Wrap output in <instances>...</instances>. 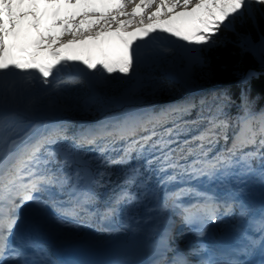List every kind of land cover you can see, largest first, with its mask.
Listing matches in <instances>:
<instances>
[{
	"label": "snow or ice",
	"instance_id": "obj_1",
	"mask_svg": "<svg viewBox=\"0 0 264 264\" xmlns=\"http://www.w3.org/2000/svg\"><path fill=\"white\" fill-rule=\"evenodd\" d=\"M130 2L117 0L115 8H110L107 13L85 11L79 18L69 15L59 19L61 9L73 4L74 0H44L45 7H51L52 15L57 17L53 26L63 25L60 35H46V12L39 10L40 0H0V81L7 82L11 75L20 73L28 82L38 76L44 85L60 88L82 84V76L88 74L103 76L118 71L129 75L138 63L147 62L157 55L160 45L149 46L150 41L167 35L196 49H203L213 45L218 34L233 20L250 12L253 5L264 7V0H159L156 10L148 12L146 9L151 8L155 0H140V3L133 4L131 11H125ZM25 5L29 10H24ZM92 15H98L99 19L88 20ZM121 16L125 19H120ZM180 20L188 22L186 28L174 23ZM85 23L88 27H84ZM68 35L71 38L65 39ZM106 36L115 37V45L106 42ZM89 38L97 41L95 49L99 58L96 60L91 58V54L88 57L67 56L58 50ZM133 39L137 42L133 43ZM112 46L120 49L118 54L109 53L108 48ZM142 46L147 47L142 49ZM30 47L34 51L29 52ZM45 51L51 60L38 59V55ZM18 53L27 55L21 57ZM260 59L264 63V50ZM73 66H82L83 73L57 79L62 70ZM254 78L255 74L251 72L239 76L242 114L235 125L224 111L231 98L227 93H220L216 99L221 102L216 105L215 114L202 118L207 121V127L191 140L181 141L188 125H182L173 118L176 114L189 113L193 107L190 104L159 114L130 115L115 124L88 128L72 137L67 136V130L59 125L44 126L39 131L38 126H32L25 131L15 116L0 108V264L5 259L22 255L20 247L15 246L11 238L14 237L20 245L32 243L25 240L23 232L29 221L54 219L65 224L69 217L80 218L81 213L107 219L120 211L121 204L137 199L135 193L122 190L115 199L98 207L97 190L103 185L96 177L102 174L93 173L90 162L73 146L64 145L61 141L70 139L75 147L93 145L102 155L117 141H126L118 158L105 157L103 162L126 165L133 154L143 158V171L140 167L132 168L125 179V184L137 189L147 190L153 175L163 176L159 184L174 182L178 177L182 181L184 178L196 181L203 178L205 182L212 183L235 164H242L247 171H253V159L264 162V112L255 114L249 107V85ZM198 122L192 121V124ZM168 123L172 126L166 127ZM220 139H231V147L210 155L212 146ZM250 147L254 151H244ZM192 156L195 157L192 163L180 162ZM170 170L172 175L167 174ZM145 172L149 175L145 176ZM260 178L264 181V168L260 170ZM185 196L196 202L186 206L179 203ZM170 204L180 209L185 223L200 225V236L208 231L210 225L221 221L224 215L231 214L234 207H239L242 216L250 211L248 206L237 204L234 199L221 202L216 195L198 187L166 192L161 207L167 208ZM89 208L96 211L89 212ZM256 223L259 231L264 233V215ZM250 243L255 245L256 242ZM173 264H186V261L177 256ZM203 264L233 262L216 259L211 254Z\"/></svg>",
	"mask_w": 264,
	"mask_h": 264
},
{
	"label": "rangeland",
	"instance_id": "obj_2",
	"mask_svg": "<svg viewBox=\"0 0 264 264\" xmlns=\"http://www.w3.org/2000/svg\"><path fill=\"white\" fill-rule=\"evenodd\" d=\"M76 1H79L81 5L77 18L85 11L91 12V8L97 9V13L103 10L101 3L98 2V4L93 3L92 7H87V2L92 0ZM107 3L109 5L106 7L116 6L117 0L107 1ZM42 7L43 4L40 3V9ZM154 8L156 9V5L146 11L150 12ZM68 10L61 9L59 19H65ZM248 13L251 14L252 10L250 9ZM45 17V34L60 35L63 25L53 26L57 17L52 15V11L47 10ZM243 17V15L239 17V23L243 21ZM96 19H99L98 15L88 17V20ZM120 19L123 20L125 17L121 16ZM174 23L179 24L182 29L188 24L184 20L174 21ZM164 26L167 27V25ZM84 27H88V24L85 23ZM227 28L236 30L234 26ZM225 34L220 32L216 42L222 41ZM238 37L241 39L243 51L251 49L261 57V52L264 50V38L254 44L248 35L240 34ZM64 38L71 37L68 35ZM105 38H109L115 45V37L106 36ZM91 42L92 39L89 38L81 43L90 46ZM132 42L137 41L133 39ZM216 42L209 47L196 49L185 42L163 35L149 42V46L160 45L157 55L147 62L138 63L137 68L129 75L117 71L111 75L82 76L84 83L80 85L81 90L77 95V101L72 104L57 97L55 86L44 85L38 76L28 82L23 79L22 74L16 73L11 75L7 82L0 81V108L7 114L15 116L22 123L25 131L32 126L40 125L37 130L39 131L44 126H49V121L58 123L68 119L76 121L77 117H88L89 119L83 124L76 126L78 128L76 134L102 125L101 121L106 113L121 111L119 121L143 109H147L146 113H149L154 111L152 106L155 103L153 102H160L157 99L152 101V96L165 95L168 99L163 100L164 103L174 104L177 98L184 96L187 92L184 86L175 92L169 84L165 83L168 78H179L184 80L186 86L193 85L198 89H204V85H209V74L203 70V67L208 66L209 63L206 50L214 46ZM76 46L77 44H74L59 51L62 55H66ZM144 47L147 46H142V49ZM32 51L34 48L30 47L29 52ZM90 54V51L87 52L85 57ZM26 55L27 53H18L21 57ZM91 58L96 60L99 55L96 54ZM38 59L48 61L51 60V56L45 51L38 55ZM80 67L83 70V67ZM69 74L78 73L73 68H66L58 74L57 79H67ZM152 77L157 79L151 80ZM148 79L151 80L149 83ZM132 106L136 110L125 111L127 107ZM61 143L73 146L75 151L90 162L93 173L102 174L96 177L103 185L97 190L99 204L104 205L109 202L107 200L109 197L105 199V196L113 195L112 199H115L122 190L135 193L137 199L131 203L121 204L120 211L107 219L89 216L93 223H83V219L72 221L73 217H69L65 224H59L54 219L29 221L23 232L25 240L32 243L20 245L14 237L11 238L13 244L20 247L22 255L14 259H5L2 264H121L122 254L126 255L128 252V255H131L132 253L126 247V241L130 238L146 241L150 258L148 264H173L177 256H181L186 264H203V261L207 260L211 254H214L216 259L232 261L233 264H264V233L259 231V225L256 223L264 215V194L261 188L254 185L255 180L248 178L243 168L232 167L224 176L212 183L205 182L203 178L201 181H189L187 178L182 181L178 177L174 182L159 184L158 181L163 176L153 175L148 181L147 190L137 189L135 186L125 185L121 176L119 177L116 173L112 176L111 165L103 162V159L107 157V151L102 155L99 149H94L90 145L75 147L72 140ZM228 143L227 148L231 147ZM180 162L187 164L183 160ZM143 165L144 159L138 158L136 167H140L143 171ZM167 174L173 173L169 171ZM144 175L148 176L149 173L145 172ZM249 182L250 185H248ZM182 187H198L201 191L216 195L221 202L225 200L231 202L234 199L237 204L248 206L250 211L242 216L239 207H234L231 214L224 215L221 221L210 225L208 231L200 236L198 235L200 225L185 223L180 209L171 204L167 208L161 207L166 192H173ZM195 202L187 196L179 201L185 206ZM88 211L94 212L96 209L89 208ZM80 218L83 217L80 215ZM61 227L80 231V233H76L75 239L65 242L56 233L61 231ZM251 241H255V245L250 243ZM132 257L136 263L139 261L138 257L134 255Z\"/></svg>",
	"mask_w": 264,
	"mask_h": 264
},
{
	"label": "trees",
	"instance_id": "obj_3",
	"mask_svg": "<svg viewBox=\"0 0 264 264\" xmlns=\"http://www.w3.org/2000/svg\"><path fill=\"white\" fill-rule=\"evenodd\" d=\"M251 10V14L248 12H245L243 14L244 17L241 23H239V18L232 21L233 24H231L229 27L234 26L236 30L233 31L231 28H224L221 33H226L225 38H223L222 41L216 42L214 46L206 50L209 63L208 66L203 67V70H206V72L209 74V85H204V89L189 88L187 92L184 93V96L177 98L174 104L164 103L165 101L163 100L168 99V97L165 95L163 97H159L158 95L151 97L152 101H156V99L160 100V102L158 103L153 102L155 103L152 106L154 111L149 112L152 114H159L162 111L171 109V107L175 108L187 104L193 105L189 113L176 114L173 117L177 120L178 123H181L182 125H188L186 131L181 135V141L185 139L191 140L192 137L199 135V132L202 131L205 127H207V121L202 118L209 117L215 114L216 105L221 102L220 100L216 99L217 95L220 93H227V95L231 98V103L225 107L224 111L227 117L230 118L231 123L233 125L236 124L237 118L242 114L240 98L241 84L239 82V76L242 74L248 72L255 74V78L252 79L249 85V107L251 108V111L255 114L264 112V63L261 62L260 56L253 50L249 49L243 51L241 39L238 37V35L240 34H243V36L248 35L250 36L254 44L260 42L261 39L264 38V7H261L259 5H253ZM156 79L154 77L151 78V80ZM149 80L150 79H148V83ZM165 83L169 84L175 92L181 90V88L185 85L184 80L182 81L179 78H168ZM80 85L81 84L64 85L60 88L54 87L57 94L56 96L61 99H64L65 101L70 102L71 104L75 103L77 101V95H79L81 90ZM143 107L145 108L147 106ZM133 110H136L133 106L127 107L125 109V111L128 112ZM120 112L106 113L103 118L101 117L102 125H112L118 122ZM146 112H148V110L143 109L140 110V112L136 111L133 112L134 114L130 115H144ZM88 119V117H77L75 118L76 121H72L70 119L65 122L58 121V123L49 121L48 124L49 126H62L67 130V136L72 137L76 135V132L78 130L76 126L83 124V122ZM192 121L199 122L197 124H192ZM37 126L38 128H40V125ZM171 126V123L166 124V127ZM229 135L231 136V133H229ZM126 143V141H117L107 151L106 156L112 159L118 158V156L122 154V150ZM227 143L231 145V139H229L228 141L220 139L219 143L212 146V151L210 155L214 156L217 152L225 151L227 149ZM90 146L94 149H98L93 145ZM194 146L195 145H193V147ZM53 148H55V146H53ZM244 151H254V148L250 147L244 149ZM238 158L239 157H237V159ZM194 159L195 157L192 156L188 157L186 160L183 161H185L184 163L190 164ZM137 163L138 158L135 156V154H133V157L126 165L110 164L111 174L113 173L112 176H115L116 173L119 177L121 176V180L125 182L127 174L132 168H136ZM233 167H235L236 169L243 168L244 171L247 173L248 178H250L251 180L254 179V185L261 188L260 190L263 191L264 194V181H262L260 178V170L261 168H264V162H262L260 159H253L251 161V167L253 171L251 172L247 171L242 164H235ZM248 185H250V182ZM112 196H105V199L109 197L107 199L108 201L113 200ZM102 206L103 205L101 204L98 205V207ZM81 216L83 218H73L72 221L77 219H83V223H93V220L91 217H89V215L81 213ZM56 233L58 236L61 237V239L67 242L71 239H75L76 233H80V231L77 232L75 230H68L65 227H61V231H57Z\"/></svg>",
	"mask_w": 264,
	"mask_h": 264
},
{
	"label": "bare ground",
	"instance_id": "obj_4",
	"mask_svg": "<svg viewBox=\"0 0 264 264\" xmlns=\"http://www.w3.org/2000/svg\"><path fill=\"white\" fill-rule=\"evenodd\" d=\"M74 1H75V0H74ZM126 2H128V0H126ZM158 2H159V0H155V4H153V6L156 5V3H158ZM40 3L43 4V8H44L45 11H47V10H51V11L53 12V9H52L51 7H45L44 0H40ZM136 3H140V0H131V2L128 3V7L125 9V11H131V8H132L133 4H136ZM110 8H115V6H112V7H106L105 9L102 10V12H103V13H107L108 10H109ZM24 10H29L28 7H27V5L24 6ZM155 10H156V9L154 8L152 11H155ZM68 11H69V12H68V14H66L65 17H67V16H69V15H74L75 17H77V14H78V13L80 14V11H81V10L79 11V10H71V9H69ZM152 11H150V12H152ZM177 11H179V10H177ZM91 12H97V9H95V8H91ZM45 18H46V17H45ZM51 34H52V33H51ZM125 35H127V34H125ZM65 39H70V38H65ZM104 40H105L106 42H110V43L112 44V42L110 41L109 38H104ZM96 43H97V41H94V40L92 39L91 45L89 46V45H86V44H82L81 42L79 43V41H78V42L76 43L77 46H76V47H75L70 53H67L66 55H67V56H70V55H77V56L85 57L86 53L90 51L91 54H92L91 56L94 57V55L98 54V53L96 52V49H95V45H96ZM112 45H114V44H112ZM106 46H107V45H106ZM58 50H60V49H58ZM108 50H109V53H110V54H114V55L118 54L119 51H120L119 48H116V47H114V46L109 47ZM72 68H73L74 71L77 72V73H82V71H83L81 67L73 66ZM2 110H3V109H2ZM3 111L6 113L5 110H3Z\"/></svg>",
	"mask_w": 264,
	"mask_h": 264
},
{
	"label": "water",
	"instance_id": "obj_5",
	"mask_svg": "<svg viewBox=\"0 0 264 264\" xmlns=\"http://www.w3.org/2000/svg\"><path fill=\"white\" fill-rule=\"evenodd\" d=\"M185 86V89L192 87L191 86ZM195 87V86H193ZM197 88V87H196ZM126 245L128 249L132 251V256H136L139 258L138 264H147L149 262V253L147 251L146 243L143 240L130 238L126 241ZM132 259H134L132 257Z\"/></svg>",
	"mask_w": 264,
	"mask_h": 264
}]
</instances>
